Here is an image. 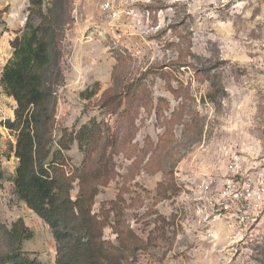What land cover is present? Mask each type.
Wrapping results in <instances>:
<instances>
[{"label":"rangeland","instance_id":"1","mask_svg":"<svg viewBox=\"0 0 264 264\" xmlns=\"http://www.w3.org/2000/svg\"><path fill=\"white\" fill-rule=\"evenodd\" d=\"M104 1L42 0L44 13L63 7L44 160L61 197L79 198L100 239L124 242L127 264H264V207L232 225L207 201L232 174L264 188V0H111L135 13L116 23ZM28 6L0 0V75ZM15 106L0 85V120ZM16 133L0 124V254L21 218L33 233L21 250L55 264L49 226L14 191Z\"/></svg>","mask_w":264,"mask_h":264},{"label":"trees","instance_id":"2","mask_svg":"<svg viewBox=\"0 0 264 264\" xmlns=\"http://www.w3.org/2000/svg\"><path fill=\"white\" fill-rule=\"evenodd\" d=\"M62 6L42 10V0H29L27 16L20 34L10 40L11 56L3 65L0 85L5 94L15 101L13 119L0 120L6 128L15 130L14 155L18 160L12 179L14 191L28 208L40 217L50 228L56 242L55 264H127L121 249L127 251L124 242L108 244L100 239V233L93 228L94 220L90 210H83L76 198L61 197V181L57 168L45 165L50 152L51 121L54 119L56 101L47 84L52 64V50L61 36ZM39 13L37 23L34 13ZM95 88H85L80 95L95 94ZM53 163V162H52ZM77 207L80 216L79 228L70 227L65 212L69 205ZM73 213V211H72ZM5 239L17 243L0 254V264H41L37 258H29L19 243L30 239L32 231L21 218L9 229L3 227ZM129 233V238L133 235Z\"/></svg>","mask_w":264,"mask_h":264},{"label":"built area","instance_id":"3","mask_svg":"<svg viewBox=\"0 0 264 264\" xmlns=\"http://www.w3.org/2000/svg\"><path fill=\"white\" fill-rule=\"evenodd\" d=\"M102 15L119 22L122 15L133 16L132 9H116L111 0L101 4ZM211 207L223 214L232 225L254 222L264 207V188L250 180L232 174L208 198Z\"/></svg>","mask_w":264,"mask_h":264}]
</instances>
